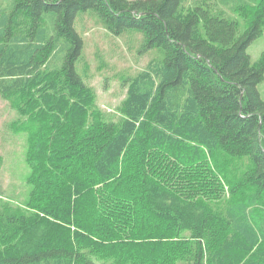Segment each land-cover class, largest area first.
<instances>
[{
    "label": "trees",
    "instance_id": "trees-1",
    "mask_svg": "<svg viewBox=\"0 0 264 264\" xmlns=\"http://www.w3.org/2000/svg\"><path fill=\"white\" fill-rule=\"evenodd\" d=\"M186 1L0 0V93L33 127L31 192L0 212V264H264V56L247 53L264 0ZM89 10L164 51L125 81L118 121L77 70ZM243 159L213 207V168Z\"/></svg>",
    "mask_w": 264,
    "mask_h": 264
},
{
    "label": "rangeland",
    "instance_id": "rangeland-1",
    "mask_svg": "<svg viewBox=\"0 0 264 264\" xmlns=\"http://www.w3.org/2000/svg\"><path fill=\"white\" fill-rule=\"evenodd\" d=\"M199 0H187L185 8ZM223 10L222 7H219ZM226 15L235 14L224 9ZM75 28L83 39L82 57L77 70L83 81L94 93V104L107 121H118L121 117V104L126 96L125 81L143 70L150 61H160L164 57L161 48L142 51L143 36L140 32L126 30L120 35L111 34L103 21L92 11L79 12ZM241 29L243 25L241 24ZM252 62L264 56V29L260 37L248 47ZM261 99L264 100V80L258 85ZM33 127L25 115L15 109L10 100L0 93V212L4 205L24 209L28 202L31 186L28 183L30 168L26 162L29 136ZM220 157H218L219 159ZM221 164L220 161H218ZM247 161L235 160L222 175L217 169L213 172L223 186L224 195L209 203L222 208L230 198L231 187L246 168ZM184 236L189 237L185 232ZM192 258H178L175 264H192Z\"/></svg>",
    "mask_w": 264,
    "mask_h": 264
}]
</instances>
